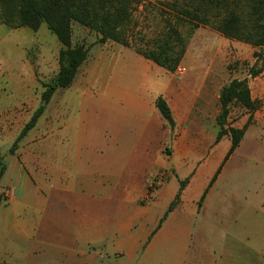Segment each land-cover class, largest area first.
Masks as SVG:
<instances>
[{"label":"crops","instance_id":"obj_1","mask_svg":"<svg viewBox=\"0 0 264 264\" xmlns=\"http://www.w3.org/2000/svg\"><path fill=\"white\" fill-rule=\"evenodd\" d=\"M31 31L0 24V126L22 121L15 140L40 104L34 97L35 65L27 56L35 47L32 33L37 31ZM232 42L237 43V56L252 66L257 49ZM113 45L110 55L94 56L103 66L122 52L126 59L119 70L81 77L91 92L78 93L84 105L77 109L82 113L77 135L68 134V114L48 117L49 103L43 114L42 151H0L5 167L0 179V264H264V65L255 77L214 74L211 65L207 74L178 75L132 48ZM40 51L44 58L47 50ZM233 79H247L251 100L259 103L252 121L247 123L249 113L240 105L233 122L230 113L225 128H246L227 158L230 141L219 151L218 132L207 149L195 151L199 136L185 134L184 128L189 131L207 119L219 127L220 90ZM119 85L117 94L113 86ZM9 96L12 104L7 105L3 97ZM158 98L171 111L173 130L156 108ZM120 99L126 106L117 103ZM67 143L76 144L74 151H52ZM164 143L174 149L167 159L159 150ZM194 159L208 168L180 175L178 160ZM253 173L263 180H255ZM205 175L206 185L192 188L191 182ZM184 179L187 184L180 191ZM231 179L235 185L222 186ZM178 194V204L165 216ZM194 204L196 209L188 208Z\"/></svg>","mask_w":264,"mask_h":264},{"label":"trees","instance_id":"obj_2","mask_svg":"<svg viewBox=\"0 0 264 264\" xmlns=\"http://www.w3.org/2000/svg\"><path fill=\"white\" fill-rule=\"evenodd\" d=\"M137 6V0H0V24L10 29L28 27L35 32L45 24L61 44L57 57L58 73L50 82L42 84L40 104L20 130L9 150L10 153H13L18 143L36 127L54 93L71 86L79 67L88 57L89 47L73 44L74 23L96 34L98 43L112 42L132 48L170 73H174L180 65L186 52L187 41L194 31L200 26H208L226 39L255 47L257 50L252 54L255 62L250 66L249 75L255 77L261 73L264 65V0H198L197 7L193 10H177L173 7L174 14H161L166 23L162 34L145 48L137 46L132 40L136 27V23L132 25V16ZM185 24L190 26L186 36L182 35L178 28ZM219 104L221 111L217 118L219 131L216 142L229 135L230 148L226 154L227 158L240 143L246 128H225L232 105L243 107L249 113L247 123H250L252 113L259 107V103L251 100L247 79H233L220 90ZM156 108L173 130L174 121L165 100L158 98ZM219 170L220 168L201 195L198 206L201 205ZM4 172L5 167L0 165V179ZM186 184L187 180L180 182V191ZM178 200L179 194L168 207L165 216L176 207Z\"/></svg>","mask_w":264,"mask_h":264},{"label":"rangeland","instance_id":"obj_3","mask_svg":"<svg viewBox=\"0 0 264 264\" xmlns=\"http://www.w3.org/2000/svg\"><path fill=\"white\" fill-rule=\"evenodd\" d=\"M137 1V9L132 16V25L133 23H136V27L133 30L134 33L132 34V40L137 46H140L142 48L148 47L153 41L157 40L159 38V35L162 34L163 30L165 29L166 23L164 21V18L161 17V14L167 12L168 10H171L173 7H175V9L177 10L180 8L193 10V8L197 7L198 3V0ZM178 28L182 35L186 36L188 34L190 26L188 24H185L184 26H179ZM32 34H35L32 35L35 47L27 51V56L31 63L35 65L34 71L37 76V87L34 93V97L40 99V94L43 90L42 84L50 82L51 79H53L58 73L57 57L58 50L61 48V44L56 36L47 29L45 24H42L40 26V29L36 33ZM30 39L31 37L29 36L28 40ZM72 41L73 44H84L85 46L89 47V56L87 58V61H85L79 68V71L77 72V74L79 75L77 76L73 87L70 89H60L54 93L49 104V116L47 115L51 119L52 115L59 111L63 114H68L67 118L72 123V126L68 128V134L71 136L77 135L79 132L78 121L82 117V113L77 109H79V105H84V102H82L83 100L78 97V95H80L78 93H81L83 91H87L88 93L91 92V88L88 89L86 87H83V81L81 80L83 78V75L115 74L116 71L119 70V66L122 65L121 61L126 59L125 55L120 52L118 58L117 56L114 57V61L110 60L106 62L105 60L104 64H102L103 66H101V60L95 58L94 55L96 53L108 55L114 48L113 43L108 42L105 44H98L97 35L89 32L87 29L81 27L77 23H74L72 27ZM236 46L237 43L224 38L222 35L214 31L211 27L196 29L187 41L186 50L188 54L182 63V66L186 69V72L184 74H207L206 67H208L209 65H211L212 70H214V74H249L250 61L242 60L237 56V52L239 51V49H237ZM42 47L47 50L44 58L41 57L42 52L40 51V49H42ZM15 51L16 49L13 47L12 52L14 53ZM44 59L46 60V62L42 63ZM117 61L119 64H117ZM113 89L114 92L118 94V92L121 90V86H113ZM3 100L6 101L7 105L12 104V97L10 96L3 97ZM117 103L122 106H126V100L120 99ZM237 106V104H234L231 107L230 118L232 119V122L234 121V117L237 114ZM21 112H24V110H22ZM44 120L45 119L42 115L36 127L18 143L17 148L14 152H18V150L24 152L42 151V147L44 146L43 136L46 133V130H44ZM48 120L45 121V124L49 123ZM21 123L22 121H18L17 124L11 123L6 124V126H0V131H2L1 135L3 137V146L0 150L1 154L6 151L8 152L12 147L13 143L15 142L14 136L16 130L21 125ZM200 123L201 125L192 127L189 131L188 128H184L186 129L184 130L185 134L199 136V139H195V142H193L195 151H201L205 148L207 149L211 145L209 138L219 131V127L216 126V122L212 124L209 119L200 121ZM229 141L230 140L227 137H222L218 146L216 147H220L219 151L223 150L226 148V146L229 145ZM73 145L76 144L67 143L62 147L60 144H57L56 146H53L54 148L52 147V151L63 152L67 150L71 152L74 151ZM123 145H126V142L123 143ZM159 150L163 159H167L168 156H170V154L174 152L172 145L165 143L161 147L159 146ZM185 161L187 160H178V171L180 175L185 170H193V168H195L196 170H201V173H203L204 170L208 168L206 163L199 159L188 160V165L186 167L181 166V162L184 163ZM200 162L202 163L198 164ZM192 163L194 164V166L192 165ZM252 175L255 177V180H263V176L259 174L253 173ZM164 178L165 176H162V179ZM188 181H190V179H188ZM236 182L237 181L233 179L228 181L225 180L222 181V186L227 188L230 185H235ZM206 183L207 180L205 175L199 176L197 179L193 180L190 185L192 186V188H197V186H205ZM8 197L4 196V199ZM230 202L233 203L234 199L232 198ZM188 208L196 209V204ZM196 226L197 225L195 224V228Z\"/></svg>","mask_w":264,"mask_h":264},{"label":"built area","instance_id":"obj_4","mask_svg":"<svg viewBox=\"0 0 264 264\" xmlns=\"http://www.w3.org/2000/svg\"><path fill=\"white\" fill-rule=\"evenodd\" d=\"M185 72H186V69L184 67L178 66L174 73L178 74V75H181V74H184Z\"/></svg>","mask_w":264,"mask_h":264}]
</instances>
